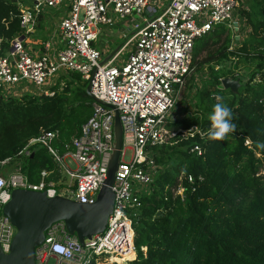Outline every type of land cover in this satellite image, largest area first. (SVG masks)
Returning <instances> with one entry per match:
<instances>
[{
	"label": "built area",
	"instance_id": "obj_1",
	"mask_svg": "<svg viewBox=\"0 0 264 264\" xmlns=\"http://www.w3.org/2000/svg\"><path fill=\"white\" fill-rule=\"evenodd\" d=\"M239 3V0H31L30 9L20 10V25L26 34L33 31L43 7L64 5L53 32L37 53L27 47L20 35L12 37L4 48L0 34V94H7L21 80H26L34 85L36 93L51 95L58 73L71 70L90 83L95 99L92 98V114L81 123L78 134L63 140L58 129L43 130L19 149L13 168L4 169L11 156L0 159V193L6 194L0 197V246L4 252L9 250L16 229L2 212L12 188L94 202L106 178L117 109L122 146L111 185L113 206L104 229L80 241L75 233L68 232L62 220L55 221L34 248V264H127L135 258L134 219L141 205L140 195L157 169L149 145L165 142L175 133L167 127V113L174 107L175 95L191 70L195 39L219 23L235 33L234 22L238 25V19L234 11ZM110 13L125 19L130 33H122L124 42L102 62L103 50L94 41L99 23L113 22ZM128 45L131 48L127 57L116 62ZM230 58L234 63L236 57ZM35 143L46 147L54 166L42 168L39 180L32 181L22 170V162L32 154L31 146ZM126 148L131 149L128 159L124 157ZM194 149L200 153L198 145L191 148ZM63 172L69 176L68 181ZM50 174L55 177L47 179ZM191 178L189 175L188 179ZM182 189L179 186L177 192L181 194ZM58 248L66 251L59 252ZM130 252L134 253L132 258L128 257Z\"/></svg>",
	"mask_w": 264,
	"mask_h": 264
},
{
	"label": "trees",
	"instance_id": "obj_2",
	"mask_svg": "<svg viewBox=\"0 0 264 264\" xmlns=\"http://www.w3.org/2000/svg\"><path fill=\"white\" fill-rule=\"evenodd\" d=\"M254 1L259 15L241 8L249 29L236 45V33L224 24L194 41V72L187 88L198 99L192 110L168 121L175 133L167 141L149 145L157 169L140 195L134 219L136 256L128 264H264V0ZM20 2L0 0L4 48L22 34ZM36 18L41 28V12ZM202 50L206 53L201 56ZM231 55L236 59L227 71L230 77L243 78L234 70L241 64L252 67L237 93L219 86L216 64ZM198 68L205 78L197 87ZM86 84L79 72L68 70L55 77L51 95L29 90L0 94V159L11 156L4 169L13 168L19 149L43 130L58 129L63 140L79 133L92 114ZM218 102L232 110L237 130L223 141H212L209 116ZM195 144L200 153L191 150ZM31 149L22 170L37 181L40 170L53 168L54 162L44 145L35 143Z\"/></svg>",
	"mask_w": 264,
	"mask_h": 264
},
{
	"label": "water",
	"instance_id": "obj_3",
	"mask_svg": "<svg viewBox=\"0 0 264 264\" xmlns=\"http://www.w3.org/2000/svg\"><path fill=\"white\" fill-rule=\"evenodd\" d=\"M234 25L235 29H238L237 21ZM110 56L111 53L107 54L102 62L108 60ZM221 82L224 88H229L235 93L241 84L239 77L232 78L228 75L223 76ZM86 92L95 99L90 92L89 82L86 84ZM121 146L122 126L118 110L115 109L114 143L106 178L92 203L79 202L58 194L47 195L45 191L12 188L10 198L3 204L2 212L10 218L16 229L9 250L4 252L0 246V264H34V248L43 240L48 226L55 221L62 220L68 232L75 233L80 241L101 232L113 206L114 191L111 185L119 162Z\"/></svg>",
	"mask_w": 264,
	"mask_h": 264
},
{
	"label": "rangeland",
	"instance_id": "obj_4",
	"mask_svg": "<svg viewBox=\"0 0 264 264\" xmlns=\"http://www.w3.org/2000/svg\"><path fill=\"white\" fill-rule=\"evenodd\" d=\"M22 4L26 3L25 7L31 8V0H21ZM239 5L234 11V17L238 19V29L234 31L236 34L234 36V40L232 42V45H236L239 43L240 39L243 37V35L246 34V31H248L249 26L246 24L245 16L241 12V8H248L251 9V14L253 17H258L259 13H257V4L254 0H239ZM41 15L44 13L46 22H50V28L54 29L55 24L57 23L59 15H61L62 11L58 7H43L42 8ZM49 11V13L47 12ZM48 13V14H47ZM54 13V14H53ZM113 17V22L111 24H102L99 23V33L97 38L94 41L95 46H97L100 49L103 50L102 59L105 57L107 53L112 52L116 49V47L124 42L125 37H123L122 33L125 34L130 33V28L125 26V22L123 18H118L114 13H110ZM57 15V16H56ZM52 22V27H51ZM221 24V23H219ZM44 26V23H43ZM131 48V45H128L125 50L121 53L119 58L116 60V62H122L123 59H125L128 55V52ZM205 50H202L200 55H205ZM222 62L216 64V67H218V72L221 74V76H226L227 71L232 68V59L230 57L226 59H222ZM222 63V65H221ZM252 71V67L248 64H241L237 68V72L242 75V79H240V83H243L249 76ZM193 68L190 70L189 74L186 76L185 82L177 91L175 95V103L174 107L167 113L169 116V120L173 117L179 116L182 112L185 111V109L192 110L194 107V102L197 101L198 96L194 92H190L187 88L188 83V77L193 73ZM205 78V75L202 73V71L199 70V68L196 70V73H194V80L196 82V86L202 84V80ZM219 86L222 87L221 84ZM15 88H12L11 91L8 92V94L12 93H22L25 90H29L31 92L35 91L34 85H32L29 81L21 80L20 83L15 85ZM240 87V85H239ZM224 88V87H223ZM195 89V88H193ZM239 89V88H238ZM16 90V91H15ZM194 91V90H193ZM177 115V116H176ZM168 123V122H167ZM166 123V124H167ZM169 129V128H168ZM170 130V129H169ZM171 131V130H170ZM169 138V137H168ZM168 140V139H167ZM247 142V141H246ZM131 153L130 148L125 149L124 157L126 159L129 158ZM263 171V170H261ZM63 178H65L66 181L69 180V176L63 172ZM145 249V248H144ZM122 261V260H119ZM128 264V263H127Z\"/></svg>",
	"mask_w": 264,
	"mask_h": 264
},
{
	"label": "clouds",
	"instance_id": "obj_5",
	"mask_svg": "<svg viewBox=\"0 0 264 264\" xmlns=\"http://www.w3.org/2000/svg\"><path fill=\"white\" fill-rule=\"evenodd\" d=\"M234 114L232 110L223 103L213 105V111L209 116L210 128L208 130V139L212 141H223L230 133H234L237 128L233 123ZM6 194L0 193V197ZM59 252H65L63 248L57 249Z\"/></svg>",
	"mask_w": 264,
	"mask_h": 264
},
{
	"label": "crops",
	"instance_id": "obj_6",
	"mask_svg": "<svg viewBox=\"0 0 264 264\" xmlns=\"http://www.w3.org/2000/svg\"><path fill=\"white\" fill-rule=\"evenodd\" d=\"M164 1H168V0H164ZM25 5H26V3H23L22 4V1L20 2V10L21 9H27L28 7H25ZM58 8H63L64 7V5H59V6H57ZM40 12H43L42 11V9H41V11ZM39 12V13H40ZM48 13H49V11H47ZM47 13V14H48ZM54 14V13H53ZM57 16V15H56ZM41 17H42V22L44 23V26H42L41 28L40 27H36V25H37V18H36V22H35V24H34V29H33V31H30L29 33H26V34H21L20 36L21 37H23L24 38V41H25V43H26V45H27V47L28 48H30L32 51H34L35 53H37L38 51H39V49L42 47V43H43V41L53 32V29L52 28H50L49 29V27H50V22H46V18H45V15H44V13L41 15ZM59 18V17H58ZM58 21V20H57ZM57 24V23H56ZM55 24V25H56ZM51 27H52V22H51ZM121 45V44H120ZM119 46V45H118ZM118 46L116 47V49L118 48ZM115 49V50H116ZM102 50H104V49H102ZM115 50H113L112 52H110L111 53V56H112V54L114 53V51ZM105 51V50H104ZM107 54H109V53H107ZM106 54V55H107ZM105 55V56H106ZM121 55V54H120ZM110 56V57H111Z\"/></svg>",
	"mask_w": 264,
	"mask_h": 264
},
{
	"label": "bare ground",
	"instance_id": "obj_7",
	"mask_svg": "<svg viewBox=\"0 0 264 264\" xmlns=\"http://www.w3.org/2000/svg\"><path fill=\"white\" fill-rule=\"evenodd\" d=\"M134 256V253L133 252H130L129 254H128V257L129 258H132ZM119 260H121V259H119Z\"/></svg>",
	"mask_w": 264,
	"mask_h": 264
}]
</instances>
